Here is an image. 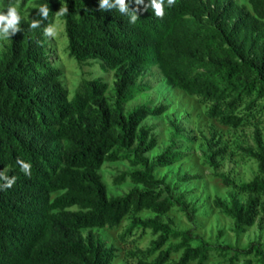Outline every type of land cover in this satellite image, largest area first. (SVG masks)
Listing matches in <instances>:
<instances>
[{
	"label": "trees",
	"instance_id": "16d2710c",
	"mask_svg": "<svg viewBox=\"0 0 264 264\" xmlns=\"http://www.w3.org/2000/svg\"><path fill=\"white\" fill-rule=\"evenodd\" d=\"M0 0L18 7L22 31L0 41V171L15 178L0 190V264H114L119 249L107 247L92 231L119 229L132 216L123 241L136 232L154 238L145 250L130 254L138 264H209L217 254L238 264L256 257L264 264V249L213 247L191 231H179L164 216L177 209L193 217L196 209L184 196H175L157 169L179 163L184 154L173 149L151 159L159 143L147 126L162 117L168 106H127L152 86L142 82L157 68L168 86L207 105V116L233 130L259 123L264 117V0H248L249 9L234 0H175L156 17L144 5L136 23L118 9L99 10V0ZM147 3V0H145ZM48 4L49 19L62 8L68 39L67 54L81 66L99 63L112 74L113 87L102 78L84 80L75 94L62 82V73L49 60L43 26L29 27L39 5ZM183 131L175 128V136ZM206 164L221 169L227 146L217 138H203ZM174 141V140H173ZM193 143V140H188ZM175 147V145H174ZM258 165V176L240 184L219 174L231 190L229 201L214 205L246 233L264 222V138L256 130L254 147L242 149ZM17 159L31 165L20 171ZM126 164L128 170L114 186L132 188L124 196H111L101 174L108 164ZM196 177H185L189 182ZM245 198V200H242ZM150 212L154 218L138 215ZM222 235V234H221ZM170 242L166 250L164 248ZM158 256L152 260L154 256Z\"/></svg>",
	"mask_w": 264,
	"mask_h": 264
},
{
	"label": "rangeland",
	"instance_id": "374dc122",
	"mask_svg": "<svg viewBox=\"0 0 264 264\" xmlns=\"http://www.w3.org/2000/svg\"><path fill=\"white\" fill-rule=\"evenodd\" d=\"M234 1L239 7L249 9L248 0ZM27 8H34V0L27 5ZM53 23L56 24V34L54 36L44 34L48 44L49 60L54 68L61 71L62 82L70 92V97L75 94L84 80L102 78L110 87H113L112 74L102 73L99 63L81 66L69 58L65 23L58 14L55 15ZM142 82L152 86L151 91L132 101L127 106V110H133L142 105H150L153 108L169 107L162 117L149 118L145 123L147 126L156 127L154 133L159 139L157 148L148 156L156 159L166 154L171 148L174 154H184L179 163L157 169L156 177L158 180H164L175 196H184L186 202L196 209L193 217L175 209L163 217L164 222L168 223L169 220H173L177 230L191 231L199 239L194 242V246H199L200 240H203L213 247L228 246L243 250L251 244H260L264 249V222L261 223L259 219L257 224L248 229L246 233H238L234 229L233 222L214 205L217 199L223 202L229 201L231 193V190L219 178V174L229 176L240 184L250 183L258 176L257 163L245 156L242 149L254 147L256 130H260L264 138V117L261 122L238 130L226 128L208 118L207 105L168 86L157 68L148 70ZM175 128L183 131L182 137L175 136ZM214 133L217 138L220 137L223 140L228 149L227 154L219 159L222 166L219 171H215L206 164L205 158L207 150L203 138L211 139ZM188 140H193V143ZM128 169L126 164L119 163L108 164L102 170L101 174L111 196H124L132 188L130 184L114 186V179ZM185 177H196V179L186 182L183 181ZM138 216L142 219L155 217L150 212H144ZM131 218L132 216L126 218L119 229L92 231L107 247L119 249V259L114 264H138V260L130 254L137 250L145 251L154 239L151 234L138 231L134 236L123 241L121 237L126 233ZM176 243L170 242L164 250ZM157 256L158 254L150 261ZM179 259L180 254H174L169 264H175ZM209 264L229 263L228 260L214 254L210 257ZM238 264H260V262L256 257L251 256L246 261L241 260Z\"/></svg>",
	"mask_w": 264,
	"mask_h": 264
},
{
	"label": "clouds",
	"instance_id": "9594fccd",
	"mask_svg": "<svg viewBox=\"0 0 264 264\" xmlns=\"http://www.w3.org/2000/svg\"><path fill=\"white\" fill-rule=\"evenodd\" d=\"M131 0H99V10L105 12L112 9H118L121 15H126L129 18V23H136L138 19L139 7L133 10L130 7ZM135 3L144 5L145 9H150L156 17H163L165 15V6L172 7L175 0H135ZM68 11L67 8L62 7L57 14L64 15ZM50 9L48 4H42L38 7L36 16L40 19H33L29 27L31 29H38L43 26V32L47 36H54L56 34V24H44V21L49 19ZM22 16L18 11V7L9 3L7 7L0 10V40H8L16 33L22 31L21 28ZM17 164L20 166V171L25 175L31 174V165L24 160L17 159ZM15 183L14 177H9L5 171H0V190L10 188Z\"/></svg>",
	"mask_w": 264,
	"mask_h": 264
}]
</instances>
